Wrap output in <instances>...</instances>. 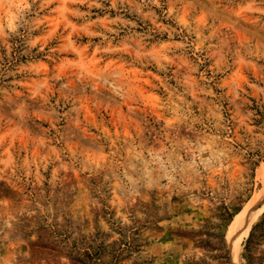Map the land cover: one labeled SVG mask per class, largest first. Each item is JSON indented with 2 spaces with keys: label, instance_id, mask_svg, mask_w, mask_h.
Returning a JSON list of instances; mask_svg holds the SVG:
<instances>
[{
  "label": "rangeland",
  "instance_id": "rangeland-1",
  "mask_svg": "<svg viewBox=\"0 0 264 264\" xmlns=\"http://www.w3.org/2000/svg\"><path fill=\"white\" fill-rule=\"evenodd\" d=\"M82 260L264 264V0H0V264Z\"/></svg>",
  "mask_w": 264,
  "mask_h": 264
},
{
  "label": "bare ground",
  "instance_id": "bare-ground-1",
  "mask_svg": "<svg viewBox=\"0 0 264 264\" xmlns=\"http://www.w3.org/2000/svg\"><path fill=\"white\" fill-rule=\"evenodd\" d=\"M252 214V213H251ZM251 214H248V215H251ZM246 216V215H245ZM244 219V218H243ZM245 220H247L241 227H240V234H238V235H240V237L242 238V235L243 234H246V232L248 231V229H249V227H250V225H251V220H250V218H248V219H245ZM239 247V246H238ZM233 248V247H232ZM235 249H236V251L235 250H233V251H235L234 253H236V254H238V251H239V248H237V246H236V244H235ZM233 256H235V254L233 255ZM237 256V255H236ZM234 259H236V258H234Z\"/></svg>",
  "mask_w": 264,
  "mask_h": 264
},
{
  "label": "trees",
  "instance_id": "trees-1",
  "mask_svg": "<svg viewBox=\"0 0 264 264\" xmlns=\"http://www.w3.org/2000/svg\"><path fill=\"white\" fill-rule=\"evenodd\" d=\"M82 264H85L83 260H82Z\"/></svg>",
  "mask_w": 264,
  "mask_h": 264
}]
</instances>
